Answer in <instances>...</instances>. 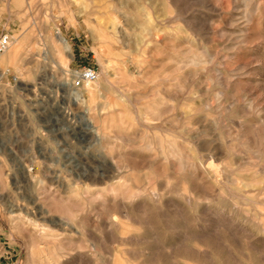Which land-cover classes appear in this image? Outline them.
<instances>
[{
	"label": "rangeland",
	"instance_id": "374dc122",
	"mask_svg": "<svg viewBox=\"0 0 264 264\" xmlns=\"http://www.w3.org/2000/svg\"><path fill=\"white\" fill-rule=\"evenodd\" d=\"M236 1L0 0V35L5 32L13 34L15 37L14 42H18L24 36L29 35L27 44L21 49L16 66H8L7 68L0 62V75L1 72H5V68L8 70L0 78V264H116L113 260L115 259L114 255H122V247L114 239L113 231L105 224L110 220V213L112 212L116 211L115 216L120 218L121 209L116 205V197L113 195L99 197L96 191L104 189L106 185H122V192L128 191V189L137 191L141 187L148 186L151 189L153 187L164 189L167 186L165 182L169 178L177 179L170 181V189L175 188L176 190L173 191L174 193L172 192L173 194H170L169 200H171V203L173 201L180 205L181 209L179 211V208L174 207L176 204L163 205L150 211V215L149 213L146 214L147 218L144 216V220H149V223L145 226L148 229L143 228L144 231H140L141 239L128 245V249H131V251L128 250L126 254H129V257L127 255L126 257L130 258L132 256L131 259L135 257L134 262L131 259L129 260L131 263L143 264L146 257L138 256L139 251L142 249L141 252L149 250L150 253L153 252V255H159H155L157 258L161 256L160 259L163 258L162 260L168 264H175L176 262V264H193L192 261L190 262L182 256L187 253L185 250L187 245L185 244H189L190 240L188 239L193 238V234L199 236L202 231L198 230L197 226L206 225L204 224L205 221L211 225L208 228L209 236L207 237L211 241L209 240V247L200 246V248L204 247L203 249L208 252L206 259L211 264H216V262L217 264H227L228 261H230L228 264H237L238 262L239 264H246L248 253L254 256L250 250L247 252L246 241H244L245 238L240 228L229 231V233L225 227L219 226L223 221L222 218H226L224 220L228 222L231 219L236 225L240 226L246 220L244 212L240 209V202L243 205V199L240 195L244 192L238 191L228 183L227 172L216 165V168L211 171V177L208 178L210 182L214 183L213 187H218L222 191L225 198L217 197L216 201L207 207L202 203L199 208L194 206L196 209H192L193 207H188L184 202L181 191H178L182 187L183 177L178 175L177 171L170 168L166 163L162 167L161 163L163 162H155L153 154L137 149L139 143L144 145L146 143L145 139L150 140L144 134V131L150 132L152 135L154 129L158 127L162 129V132L168 129L178 131V144H181V147L186 151L189 149L188 153L195 157L197 161H200L198 158L201 156L200 153L204 155L214 152L221 159L228 160L233 165L232 167L235 170L232 173L234 174L240 171L238 166L242 167L247 159L254 165L258 164L257 167H263L264 139H261L263 143L260 141V146L257 145V148H260L258 149V157H252L253 155H251L250 158H247V155L242 151V142L246 140H237L234 135L227 134L223 130L224 128L220 126L223 120V126L228 124V127H234L235 129L238 127L239 129L241 119L255 120L256 117L262 114L264 117V0H258L260 4L258 11L247 22L248 24L245 23L247 24L245 25V39L236 43V45H232L235 43L234 38L237 35L235 30L244 24L241 10L243 7L240 1ZM148 7H155V10L151 9L153 20L157 21L159 19L158 22L160 23L150 20ZM147 15L149 21H147ZM157 16L158 19H156ZM164 17L168 18L166 25L162 24L161 19ZM148 23L152 26L150 27ZM144 26L147 30L143 31ZM158 27L161 30L156 29ZM151 28H155V31H158L162 38L160 37L155 42H151L147 33ZM58 29L61 30L62 35L70 43L71 53L61 50V52L58 51L61 54H57V50L53 49L54 44L58 45L57 41L55 43V40H57L55 33ZM233 36L235 37L232 38ZM143 39L144 41H142ZM189 44L190 47L197 49L211 50L209 53L214 62L205 66L208 70L202 67H192L187 75L180 78L181 81L179 79L178 84L173 83V68L166 65L168 55L167 53L165 55L164 50L168 51L172 48V45L186 48L189 47ZM122 51L127 53L124 55ZM116 59L118 60L116 61ZM143 59L144 62H142ZM119 60L127 63H120ZM120 65L122 68H119ZM87 66H94L98 71L95 82H91L95 91H97L93 96L87 91V85L80 88L72 85L78 72ZM242 67H246L245 74L238 77V79L236 78L237 80L230 76L235 73L236 69ZM116 69L118 72L119 69H130L137 72L136 77L138 80L135 77L137 81L134 78L132 80L131 77L125 82L127 84L124 83L126 86L125 93L130 96L128 98L131 102L127 98L123 100L124 102L120 101L118 94L115 95V88L110 86L112 85L110 82L115 83L118 80ZM138 69H143V73L140 74ZM28 71H32L31 76H27ZM230 71L231 73L234 72L228 75ZM169 72L171 76H169ZM205 74L207 76H203ZM221 75L225 78H222ZM227 76L229 77L227 78ZM15 77H18L19 81ZM159 77H165V79L163 78L165 82L157 81ZM134 81L136 84L133 83ZM225 81L227 84L224 83ZM184 82L186 85L183 84ZM179 83L181 84L179 85ZM181 85H185V87ZM98 87L99 89H97ZM154 87H157V92ZM226 87H229L228 90ZM158 88L160 89L158 90ZM221 91L224 94L219 102ZM110 92L112 93L109 96ZM156 93L159 96L158 98H156ZM153 94H155L153 96L155 98L151 97ZM148 96L151 98L147 101L145 99L146 97L148 99ZM152 99L153 101L158 99V102L161 103V110H164L165 113H163L162 118H155L151 120V123L147 122L152 125L148 126L141 118L148 102ZM229 99L232 104H228ZM233 99L234 103L232 102ZM163 100L164 103L161 102ZM245 100L253 102V110L250 111L245 108L247 106ZM134 103L135 105H133ZM206 103H208L207 108L205 107ZM109 104H112L113 107H108V111H105ZM118 107L126 111L125 117L128 121L134 122V129L129 125L133 131L131 132L128 127L125 133L130 135L136 132L135 137L142 133L129 143L131 145L127 144L129 142L128 137L121 140L117 136L116 129H114V121L112 120L115 118L114 114ZM261 108L263 111L260 113ZM198 109H202L201 114L196 113L199 111ZM257 110L258 114H256ZM190 113L192 115L197 114L194 116L197 125H201V123L209 125L211 121L216 120L220 122V128L216 130L218 134H214L215 131L204 137L193 138L190 132L182 129L183 126H186ZM93 115L94 117H92ZM221 115L223 118L225 117V120ZM136 116L138 121L135 120ZM243 116L246 118H243ZM108 118L110 121L107 122V127L104 128L103 123ZM259 118L262 119V117ZM88 119L90 125L87 123ZM262 120L264 121V118ZM92 129L99 130V132H95L97 137L94 136ZM98 133L103 135V139L100 138ZM104 135H106V139ZM141 139L143 140L141 141ZM223 139L224 141H222ZM221 141L226 144L223 145L222 143L225 146V148L223 147V150H225H222L223 153L220 151L222 148ZM227 144L237 146L239 149L236 150L237 157L236 154L232 156L226 152V146H229ZM133 145L137 147H133ZM131 149L134 150L130 152ZM109 151L115 153L113 154L115 157H118L119 154L122 156L113 157L112 159ZM118 160L122 163L120 165L126 168H117V162L120 163ZM123 162L127 163L124 165ZM130 162L134 169L129 165ZM154 172L157 173L154 174ZM127 174H130L132 180ZM216 176L218 177L215 178ZM124 177H127L126 181ZM200 179L199 182L202 180ZM177 184L181 186H177ZM206 186L204 193L212 191L208 185ZM77 187L80 190L79 194L78 191H72ZM232 190L237 193L240 199L233 196ZM231 196L232 198H228ZM235 203H239V206L236 207ZM220 210L224 213V216ZM163 211H165L166 218H163L164 215L162 217ZM171 212L174 216L171 215ZM210 214L213 218L210 217ZM72 215L75 217H72ZM60 218L64 219L65 222H70L75 228L72 230L71 226L62 223ZM168 219L172 223L168 222ZM169 223L173 224L171 229L168 226ZM215 232L220 236L218 237ZM256 234L254 233V235ZM186 235H188V238ZM211 236L213 237L211 238ZM216 237L218 238L216 239ZM262 237L260 236L261 239ZM219 238L224 240L223 243ZM180 239L185 240L186 243ZM143 241L144 243H142ZM151 241L152 244L148 243ZM256 244H259L258 247L262 248L261 252H263L262 244L259 242H256ZM131 247L133 251L135 250L134 252H132ZM183 250L185 251L183 252ZM171 251L172 255L175 256L170 254ZM209 255L212 256V262ZM136 259L139 263L135 261Z\"/></svg>",
	"mask_w": 264,
	"mask_h": 264
},
{
	"label": "bare ground",
	"instance_id": "6f19581e",
	"mask_svg": "<svg viewBox=\"0 0 264 264\" xmlns=\"http://www.w3.org/2000/svg\"><path fill=\"white\" fill-rule=\"evenodd\" d=\"M167 1V0H166ZM237 1H240L241 2V5H242V7H243V9H241L242 10V13H243V22H244V24L242 25V26H240L237 30H235V32H237V35H236V37L235 36H233L232 38H234L235 39V43L234 44H232V45H236V43H238V42H240V41H242V40H244L245 39V36H246V28H245V25H247L248 23L247 22H249V20L250 19H252V17H253V15H255V12L256 11H258V8L260 7V4H259V2H258V0H237ZM236 1V2H237ZM171 2V1H170ZM261 2V1H260ZM240 4V3H239ZM146 5H149V4H146ZM145 5V6H146ZM168 5V4H167ZM167 5H166V7H167ZM170 5V4H169ZM168 5V6H169ZM151 6V5H150ZM170 6H172V5H170ZM118 8V7H117ZM155 8V7H154ZM154 8H152V7H148V9H149V16H150V20H153V14H152V10L151 9H153V10H155ZM174 8V7H173ZM179 8V7H178ZM145 9V8H144ZM167 9V8H166ZM165 9V10H166ZM123 10V9H122ZM169 10V9H168ZM240 10V9H239ZM240 10V11H241ZM167 11V10H166ZM264 11V10H263ZM154 12V11H153ZM156 12H158V11H156ZM146 13V12H145ZM155 13V12H154ZM102 14V13H101ZM166 14V13H165ZM264 14V13H263ZM109 15V14H108ZM146 15V14H145ZM156 15H159V14H156ZM130 16V15H129ZM171 16V15H170ZM126 17V16H125ZM166 17H168V16H166ZM174 17V16H173ZM176 17V16H175ZM255 17V16H254ZM128 18V17H127ZM146 18H148L147 19V21H149V17H148V15H147V17ZM156 19H158V16H157V18ZM167 19L168 18H163V19H161L162 20V24L163 25H166V23H167ZM123 20V19H122ZM146 21V22H147ZM155 20H153V22H154ZM159 21V19L157 20V21H155V22H158ZM92 22V21H91ZM114 22V21H113ZM134 22V21H133ZM145 22V23H146ZM126 23H127V21H126ZM145 23H143V24H145ZM158 23H160V22H158ZM188 23H190V22H188ZM234 23V22H233ZM245 23H247V24H245ZM142 24V25H143ZM149 24V23H148ZM151 24H152V21H151ZM162 24H160V25H162ZM115 25V24H114ZM126 25V24H125ZM162 25V26H163ZM240 25V24H239ZM113 26V25H112ZM116 26V25H115ZM139 26V25H138ZM149 26L151 27L152 25H150L149 24ZM157 26H159V24H157ZM140 27V26H139ZM146 26H144V29H143V31L146 29L145 28ZM165 27V26H164ZM128 28V27H127ZM114 29V28H113ZM125 29V28H124ZM156 29H159V27L158 28H156ZM155 28H151V29H149V32H147L148 34H149V37H150V41L151 42H155L156 40H158V38H162V35L157 31H155L156 30ZM147 30V29H146ZM159 30H161V28L159 29ZM139 31V30H138ZM248 31V30H247ZM122 32H123V29H122ZM234 32V33H235ZM163 33V32H162ZM227 33V32H226ZM56 37H57V40H55V43H56V41H57V43H58V45L57 44H54L53 45V43H52V45L54 46V48L53 49H56L57 50V54L59 53L58 51H60L61 52V50H63V51H66V52H69V53H71V46H70V43L67 41V39L62 35V33H61V30L60 29H58L57 31H56ZM122 34V33H121ZM127 34V33H126ZM165 35V34H164ZM163 35V36H164ZM206 35V34H205ZM12 36V39H11V43L9 44V46L7 47V49L3 52V53H1L0 54V57H1V60H0V62H1V64H4L5 66H7V68H8V66L9 67H11V66H16L17 65V62L19 61V56H20V54H21V49H22V47L23 46H25L26 44H27V41L29 40V35H27V36H24L20 41H18V42H14V39H15V37L13 36V34L11 35ZM107 36H108V34H107ZM140 36V35H139ZM106 37V36H105ZM148 37V38H149ZM111 38V37H110ZM128 38V37H127ZM139 38V37H138ZM142 38V37H141ZM148 38H147V40H148ZM231 38V39H232ZM105 39V38H104ZM18 40V39H17ZM140 40V39H139ZM138 40V41H139ZM233 40V39H232ZM109 41V40H108ZM111 41H112V39H111ZM110 41V42H111ZM142 41H144V39L142 40ZM142 41H141V43H142ZM161 41V40H160ZM229 41V40H228ZM234 41V40H233ZM53 42V41H52ZM113 42V41H112ZM126 42V41H125ZM130 42V41H129ZM148 42V41H147ZM29 43V42H28ZM145 43V42H144ZM232 43V42H231ZM112 44V43H111ZM115 44V43H114ZM113 44V45H114ZM123 44H125L124 42H123ZM142 45V44H141ZM240 45V44H239ZM111 46V45H110ZM143 46V45H142ZM145 46V45H144ZM146 46H147V44H146ZM194 46V45H193ZM205 46V45H204ZM108 47V46H107ZM130 47V46H129ZM133 47V46H132ZM172 48H170L168 51H166V50H164L165 51V55H166V53H167V63H166V65H168L169 66V68H173V72H174V74H173V77H172V81H173V83H176V84H178V82H179V79L180 78H183V76H185V75H187L188 73H189V69H191L192 67H202V68H206V70H208V68L207 67H205L207 64H209V63H213L214 61V59H212V57H211V54L209 53V52H211V50L210 51H208L207 49H197V48H194V47H190V44H189V47H186V48H184V47H180V46H171ZM197 47V46H196ZM203 47V46H202ZM232 47V46H231ZM128 48V47H127ZM233 48V47H232ZM146 49V48H145ZM165 49V48H164ZM55 50V51H56ZM112 50V49H111ZM107 51V50H106ZM123 52V51H122ZM139 52H141V51H139ZM146 52V51H145ZM144 52V53H145ZM124 53V52H123ZM125 53H127V52H125ZM125 53H124V55H125ZM137 53V52H136ZM24 55H25V52L23 53ZM59 54H61V53H59ZM64 54V53H63ZM66 54V53H65ZM130 54V53H129ZM67 55V54H66ZM141 55V54H140ZM128 56V55H127ZM212 56H213V54H212ZM61 57V56H60ZM63 57V56H62ZM72 57V56H71ZM71 57H69L70 59H71ZM135 57V56H134ZM139 57H142V56H139ZM59 58V57H58ZM73 58V57H72ZM133 58V57H132ZM68 59V58H67ZM122 59V58H121ZM140 59H142V58H140ZM118 59H116V61H117ZM123 60H124V58H123ZM166 60V59H165ZM59 61H61V60H59ZM63 61V60H62ZM122 61V60H121ZM136 61V60H135ZM64 62V61H63ZM119 62H120V60H119ZM123 62H126V61H123ZM123 62H120V63H123ZM142 62H144V59H143V61ZM61 63V62H60ZM117 63V62H116ZM127 63V62H126ZM62 64V63H61ZM124 64V63H123ZM138 65H140L141 64V62H140V64L139 63H137ZM215 64H217V63H215ZM63 65H64V63H63ZM119 65V64H118ZM122 65V64H121ZM120 65V66H121ZM131 65V64H130ZM146 65V64H145ZM214 65V64H213ZM1 66V65H0ZM65 66V65H64ZM119 66V68H122V66L120 67ZM126 66V65H125ZM125 66H123V67H125ZM135 66V65H134ZM144 66V65H143ZM241 66V65H240ZM243 66V65H242ZM66 67V66H65ZM2 68V67H1ZM126 68V67H125ZM136 68V67H135ZM139 68H140V66H139ZM143 68V67H142ZM31 69V68H30ZM29 69V70H30ZM219 69H221V68H219ZM233 69V68H232ZM235 69V68H234ZM117 70V69H116ZM120 71L118 72V70L116 71V72H118V80L116 81V78H115V83H111L110 81H108V82H110V84H112V85H110V86H113L114 88H115V90H116V92H115V95H116V93L118 94V98L120 99V101H123L125 98H127V100L130 98V96H127L126 95V91H125V88H126V86H125V84H127V83H125L126 81H127V79L128 78H131L132 77V80H133V78L135 79V77H136V71H131L130 69H128V70H122V69H119ZM139 70V73L140 74H142L143 73V69H138ZM156 70V69H155ZM203 70V69H202ZM246 67L244 68V67H242V68H238V69H236V71H235V73L233 74V72L231 73V71L229 72V74L228 75H230V73L231 74H233V75H230L232 78L234 77V79H238V77H240V76H242L243 74H245L246 73ZM5 72L4 73H2L1 72V75H0V78L8 71L6 68H5V70H4ZM191 71V70H190ZM218 71V70H217ZM216 71V72H217ZM215 72V71H214ZM219 72V71H218ZM227 72V71H226ZM248 72V71H247ZM206 74H207V72H205ZM223 73V72H222ZM31 74H32V71H28L27 72V76H31ZM117 74V73H116ZM169 76H171V73L169 72ZM203 75V76H207V75ZM220 75V74H219ZM225 75V74H224ZM168 76V75H167ZM166 76V77H167ZM222 76V78L224 77L225 78V76H223V75H221ZM229 76H227V78H228ZM16 78V80H18V77H15ZM30 78V77H29ZM160 78V77H159ZM157 78V81H163V78L165 79V77H162V78ZM169 79H170V77H168ZM208 78V77H207ZM207 78H206V81H207ZM217 78V77H216ZM215 78V79H216ZM220 78V77H219ZM136 79L138 80V78L136 77ZM135 79V80H136ZM159 79V80H158ZM214 79V78H213ZM218 79V78H217ZM236 79V80H237ZM131 80V79H130ZM131 80V81H132ZM136 80V81H137ZM152 80V79H151ZM185 80V79H184ZM187 80V79H186ZM205 80V79H204ZM224 80H226V79H224ZM230 80V79H229ZM232 80V79H231ZM19 81V80H18ZM180 81H181V79H180ZM228 81V80H227ZM233 81V80H232ZM95 82V81H94ZM146 82V81H145ZM151 82V81H150ZM163 82H165V80L163 81ZM168 82V81H167ZM213 82V81H212ZM220 82V81H219ZM93 83V82H92ZM125 83V84H124ZM129 83V82H128ZM133 83H135V81L133 82ZM132 83V84H133ZM154 83V82H153ZM182 83V82H181ZM181 83H179V85L181 84ZM215 83V82H214ZM221 83H222V81H221ZM224 83H226V81L224 82ZM230 83H232L231 81H230ZM132 84H131V86H132ZM136 84V83H135ZM139 84V83H138ZM143 84H144V82H143ZM155 84V83H154ZM183 84H185L186 85V83L184 82ZM216 84V83H215ZM227 84V83H226ZM226 84H224V85H226ZM98 85V84H97ZM145 85V84H144ZM155 85H157V84H155ZM185 85H181V86H184L185 87ZM206 85V84H205ZM231 85V84H230ZM230 85H229V87H230ZM86 86V85H85ZM99 86V85H98ZM141 86V85H140ZM140 86H138L139 88H140ZM181 86H179V87H181ZM209 86V85H208ZM234 86V85H233ZM74 87H76V86H74ZM128 87V86H127ZM133 87V86H132ZM143 88H144V86H142ZM146 87V86H145ZM228 87V88H229ZM76 88H80V87H76ZM86 88H87V91L90 93V95L91 96H93L94 95V93L95 92H97V91H95V88H94V86L91 84V82L90 83H88L87 84V86H86ZM129 88H130V85H129ZM137 88V87H136ZM148 88V87H147ZM155 89V91L157 92V87H154ZM227 88V87H226ZM228 88H227V90H228ZM97 89H99V87L97 88ZM113 89V88H112ZM134 89V88H133ZM146 89V88H145ZM145 89H143V90H145ZM149 89V88H148ZM147 89V90H148ZM160 88H158V90H159ZM179 89V88H178ZM222 89V88H221ZM114 90V89H113ZM130 90V89H129ZM135 90V89H134ZM141 90V89H140ZM146 90V91H147ZM150 90V89H149ZM148 90V91H149ZM153 90V91H154ZM183 90V89H182ZM227 90H226V92H227ZM235 90V89H234ZM110 91H112V90H110ZM133 91V90H132ZM152 91V90H151ZM152 91V92H153ZM225 91V90H224ZM102 92H103V90H102ZM134 92V91H133ZM152 92H151V94H152ZM159 93H160V91H158ZM104 93V92H103ZM112 92H110L109 93V96H110V94H111ZM170 93V92H169ZM134 94V93H133ZM150 94V95H151ZM223 94H224V92H220V95H219V98H220V100H219V102L222 100V96H223ZM108 95V94H107ZM115 95H113V96H115ZM144 95V94H143ZM146 95V94H145ZM149 95V96H150ZM227 95V94H226ZM225 95V96H226ZM231 95V94H230ZM117 96V95H116ZM115 96V97H116ZM131 96H132V92H131ZM138 96V95H137ZM148 96V99H147V97H146V99L145 100H149L151 97H153V96H155V94H153L151 97H149ZM156 96H157V93H156ZM98 97V96H97ZM129 97V98H128ZM159 96H157L156 98H158ZM235 97V96H234ZM153 98H155V97H153ZM243 98V97H242ZM132 100L134 99V98H131ZM235 99V98H234ZM234 99H233V103H234ZM93 100V99H92ZM160 100H162V99H160ZM249 100V99H248ZM250 100H252V99H250ZM97 101V100H96ZM111 101V100H110ZM109 101V102H110ZM112 101L114 102V100L112 99ZM129 101L131 102V100L129 99ZM141 101V100H140ZM229 101H230V99H229ZM246 101L247 100H245V103H246ZM112 102V103H113ZM124 102V101H123ZM161 102H165L164 100L163 101H161ZM200 102H202V101H200ZM222 102H225V101H222ZM244 102V101H243ZM225 104V103H224ZM228 104H232L231 103V101L228 103ZM133 105H135V103L133 104ZM241 105V104H240ZM246 105V104H245ZM115 106H117L116 104H115ZM119 106V105H118ZM137 106V105H136ZM207 106H208V103H206L205 104V107L207 108ZM226 106V105H225ZM225 106H223V108H225ZM108 107L109 108H111V107H113V105L112 104H109V105H107V110H105V111H108ZM230 107V106H229ZM256 107H257V105H256ZM122 108H123V106H122ZM143 108V107H142ZM221 108H222V106H221ZM231 108H233V107H231ZM242 108V107H241ZM245 108H248L250 111L251 110H253V102L252 101H247V106H245ZM244 108V109H245ZM203 109V108H202ZM201 109V110H202ZM205 109V108H204ZM227 109H228V107H227ZM130 110V109H129ZM199 111H197L196 113L197 114H201V110L200 109H198ZM219 110H221L220 108H219ZM240 110V109H239ZM246 110V109H245ZM131 111V110H130ZM129 111V112H130ZM136 111V110H135ZM139 112H140V110H138ZM137 111V112H138ZM142 111V110H141ZM164 111V110H163ZM162 110H161V103L160 102H158V99L157 100H155V101H153V99H152V101H150V102H148V105L146 106V108H145V110L143 111L144 113V117L142 116V118H141V120L142 121H144V122H150L151 123V120H153V119H155V118H162L163 117V113H165V112H163ZM223 111V110H222ZM232 111V110H231ZM238 111V110H237ZM260 111V110H259ZM263 110H262V108H261V111H260V113L262 112ZM125 112L126 111H123L122 109H120L119 107L117 108V111H116V113L114 114V120H112V121H114V126H115V128L114 129H116V133L118 134L117 136L119 137V138H121V140L122 139H124V137L126 138V137H128V140H129V142H127V144H129L130 142H132L133 141V139H135V138H137L138 136H140L141 134H139V135H137L136 137H135V134H136V132H133L132 134H130V135H127L126 133H125V131H126V129L129 127V125H131L130 127H134V122L132 123V122H130V121H128L127 119H126V117H125ZM136 112V113H137ZM203 112V111H202ZM228 112V111H227ZM235 112V111H234ZM255 112V111H254ZM106 113H108V112H106ZM191 114L190 113V115H189V118H187V122H186V126H183V128L182 129H184V131H188V132H190V134H191V136L193 137V138H200V137H204L205 135H207V134H209L210 132L212 133V132H215L216 130H218L220 127H219V123L220 122H218L217 120L216 121H211V124H209V125H207V124H204V123H201V125H197L196 124V120H194V118H196V117H194L195 115H197V114ZM241 113V112H240ZM130 114H131V112H130ZM133 114V113H132ZM184 114V113H183ZM231 114V113H230ZM254 114V113H253ZM253 114H252V116H253ZM256 114H258V110H257V113ZM105 115V114H104ZM108 115V114H107ZM113 115V114H112ZM116 115V116H115ZM137 115H139L138 113H137ZM95 116H97V115H95ZM140 116V115H139ZM239 116V115H238ZM247 116H248V114H247ZM255 116V115H254ZM257 116V115H256ZM92 117H94V115L92 116ZM99 117V116H98ZM132 117V116H131ZM131 117H130V119H131ZM135 117V116H134ZM133 117V118H134ZM221 117L223 118V116L221 115ZM241 117V116H240ZM245 116H243V118H244ZM249 117V116H248ZM250 117H251V115H250ZM259 117H262V119L264 118L263 117V114L261 115V116H259ZM259 117H256V119L255 120H251L250 118V120L248 121L247 120V118L246 119H241L240 120V126H239V129H238V127L237 126H235V127H237L236 129L234 128V127H228L229 125L227 124L226 126H223L222 125V121H221V125L220 126H222L221 128H224L223 130L227 133V134H230V135H234V137L235 138H237V140H240V139H244V140H246V141H244V140H242V141H244V142H242V151H243V153L245 154V155H247V158H250L251 157V155H253L252 157H258V149H260V148H257V145L259 144V143H261L262 141H261V139H264V121L261 119V118H259ZM182 118V117H181ZM186 118V117H185ZM221 118V119H222ZM225 118V117H224ZM223 118V119H224ZM255 118V117H254ZM258 118H259V120H258ZM100 119V118H99ZM138 119V117L136 116V121H138L137 120ZM198 119V118H197ZM201 119V118H200ZM240 119V118H239ZM102 120V119H101ZM140 120V119H139ZM157 120V119H156ZM155 120V121H156ZM225 120V119H224ZM108 121H110V119L108 118V119H105V121H104V123H103V126H104V128H106L107 127V122ZM159 121V120H158ZM183 121V120H182ZM239 121V120H238ZM237 121V122H238ZM94 122V121H93ZM140 122V121H139ZM202 122V121H201ZM225 122V121H224ZM87 123H88V125H90V121H89V119L87 120ZM109 123V122H108ZM146 123H144L145 125H146ZM197 123H199V122H197ZM236 123V122H235ZM101 124V123H100ZM99 124V125H100ZM140 124V123H139ZM148 124V123H147ZM237 124V123H236ZM239 124V123H238ZM110 125V124H109ZM142 125V124H141ZM184 125V124H183ZM224 125H225V123H224ZM234 125V124H233ZM233 125H231V126H233ZM113 126V127H114ZM148 126H152L151 124L149 125L148 124ZM95 127V126H94ZM128 128L129 130H131V132L133 131V129H131V128ZM147 127V126H146ZM155 127V126H154ZM93 130V129H92ZM142 130V129H141ZM149 130V129H148ZM91 131V130H90ZM135 131V130H134ZM183 131V132H184ZM93 132H94V136L95 137H97L95 134V132H99V130L98 129H96V130H93ZM107 132V131H106ZM130 132V131H129ZM145 133L144 134H146L147 135V137H149L150 138V140L148 141L147 139H145V144L144 145H141L142 143H137L138 144V146H139V148L137 147V146H135V145H133V147H137V149H140L141 151H145V152H148V153H151V154H153V159H154V161L155 162H163V163H161V165H162V167H163V164L164 163H166V165H168L170 168H172V169H174V170H176L177 171V173H178V175H181V177H183V179H182V182H181V184H182V187L180 188V190H178V191H181L180 193H181V195L183 196V199H184V202H186V204H187V206L188 207H190V208H192V209H194L195 207L196 208H199V205L200 204H205V206L207 207V206H209V205H211V203L213 204V202L214 201H216V198L218 197H224L223 195V193H222V191L219 189H217L215 186L213 187V185H214V183H212V182H210L209 180H208V178L209 177H211V171L212 170H214L215 168H216V165H218V167L220 168V169H222L224 172H227L226 174H228V183L232 186V187H235L238 191H241V192H244V193H242V195H240V196H242L241 198L243 199V205H241V202H240V206H241V210L244 212L243 214H244V218L246 219L245 220V223L242 225L240 222H238V223H240L241 224V226L240 225H236L233 221H231V219H230V222H228L227 220H224V219H226V218H222L223 219V221H222V223H220L219 224V226L220 225H222L223 227H225V229L229 232V231H233V230H235V229H239L240 228V230L242 231V233H243V235H244V238H245V240L244 241H246V248H247V252H249L248 250H250L253 254H254V256H252L251 254H249L248 253V255L246 256L247 258H248V262L246 263V264H264V254H263V252H261V249L262 248H260V247H258V245L256 244V242L258 243H261L262 244V246H263V248H264V165H263V167L262 168H260V167H257V165L258 164H256V165H254L252 162H250V161H248V159H247V162H245L244 164H243V166L241 167V166H238L239 167V170L240 171H237L236 173L237 174H234V173H232L233 172V170H235V169H233V165H231V163H229V161L228 160H224V159H221V157H219L218 155H217V153H208V154H204V155H202L201 153H200V157H198L199 159H200V161H197L196 160V158L195 157H193L192 155H190V153H188V150L186 151V149L184 150L182 147H181V144L179 145L178 144V140H177V138L179 137V132L178 131H174V130H164L163 132H162V129H160V128H155L154 129V134H152L151 135V133L149 132H147V131H144ZM187 133V132H186ZM138 134V133H137ZM214 134H218L217 133V131H216V133H214ZM98 135L100 136V138L101 139H103V135L101 134V133H98ZM116 135V134H115ZM145 136V135H144ZM144 136H142V137H144ZM213 136V135H212ZM219 136V135H218ZM106 137V135H104V138ZM129 137H131V138H129ZM141 138V137H140ZM148 138V139H149ZM225 138V137H224ZM233 138V137H232ZM232 138H230V139H232ZM106 139V138H105ZM179 139V138H178ZM220 139H221V137H220ZM226 139V138H225ZM121 140H120V142H121ZM143 139H141V141H142ZM148 142H147V141ZM135 141V140H134ZM178 141V142H177ZM222 141H224V139L222 140ZM221 141V146H222V148L220 149V151H221V153H223L222 152V150H223V147L225 148V146H223V145H226V144H224L223 142ZM261 141V142H260ZM144 142V141H143ZM227 142V141H226ZM126 143V142H125ZM124 143V144H125ZM222 143H223V145H222ZM230 143V142H229ZM263 143V142H262ZM116 144V143H115ZM232 144V143H231ZM237 144V143H236ZM120 145V144H119ZM122 145V144H121ZM129 145H131V144H129ZM183 145V144H182ZM227 145H229V144H227ZM109 146V145H108ZM114 146V145H113ZM113 146H111V147H113ZM125 146V145H124ZM220 146V147H221ZM231 146H233V145H231ZM230 145L227 147L226 146V152L228 153V154H231L232 156L234 155V154H236V150H239L238 148H237V146L235 147V146H233V147H231ZM259 146H260V144H259ZM123 147V146H122ZM128 147V146H127ZM126 147V148H127ZM184 147H185V145H184ZM109 148V147H108ZM114 148V147H113ZM129 148H131L130 146H129ZM186 148V147H185ZM188 148V147H187ZM237 148V149H236ZM240 148V147H239ZM128 149V148H127ZM126 149V150H127ZM112 150V149H111ZM132 150H134V149H131V151L130 152H132ZM225 150V149H224ZM223 150V151H224ZM261 150H262V148H261ZM260 151V150H259ZM115 152V151H114ZM117 152V151H116ZM135 152V151H134ZM136 152H137V150H136ZM210 152V151H209ZM226 152H225V154H226ZM263 152V151H262ZM109 153H110V151H109ZM140 153V152H139ZM242 153V152H241ZM111 154V157H112V159H113V157H115V156H113V154H115V153H110ZM109 154V155H110ZM118 154H119V151H118ZM117 154V155H118ZM142 154V153H141ZM147 154V153H146ZM238 154V153H237ZM237 154H236V157H237ZM264 154V153H263ZM125 155H127V154H125ZM124 155V156H125ZM119 156H122V155H118V157ZM229 156V155H228ZM261 156H262V153H261ZM118 157H115V158H118ZM132 157H134V156H132ZM225 157V156H224ZM240 157V156H239ZM263 157V156H262ZM262 157H261V159H262ZM121 158V157H120ZM230 158V157H229ZM244 158V157H243ZM151 159H152V156H151ZM210 159V160H209ZM226 159V158H225ZM242 159V158H241ZM236 160V159H235ZM256 160V159H255ZM262 160H264V159H262ZM115 161V160H114ZM119 161V160H118ZM231 161V160H230ZM238 161V160H237ZM241 161V160H240ZM117 162V161H116ZM120 162V161H119ZM233 162V161H232ZM262 162V161H261ZM124 163V162H123ZM125 163H127V162H125ZM125 163H124V165H125ZM255 163H256V161H255ZM262 163H264V162H262ZM120 164H122L121 162L120 163H118L117 162V168H122V167H124V166H122V165H120ZM127 165V164H126ZM129 165L131 166V162L129 163ZM129 165H127V167L128 168H130L129 167ZM133 165V164H132ZM154 165H155V163H154ZM235 166V165H234ZM77 167V166H76ZM133 169H134V167L133 166H131ZM136 167V166H135ZM160 167V166H159ZM164 167H165V165H164ZM241 167V168H240ZM124 168H126V167H124ZM157 168V167H156ZM167 168V167H166ZM236 168V167H235ZM76 169V168H75ZM131 169V168H130ZM165 169V168H164ZM238 169V168H237ZM165 170H167V169H165ZM171 171V170H170ZM72 172V171H71ZM158 172V171H157ZM156 172V173H157ZM239 172V173H238ZM134 173V172H133ZM155 172H154V174H156ZM160 173V172H159ZM222 173V172H221ZM230 173H232V174H230ZM131 174V173H130ZM130 174H127V176L129 175L130 176ZM132 175V174H131ZM215 175V174H214ZM222 175V174H221ZM125 176V175H124ZM152 176V175H151ZM151 176H150V178H151ZM170 176V175H169ZM122 177V176H121ZM172 177V176H171ZM176 177V176H175ZM218 176H216L215 178H217ZM125 178V177H124ZM127 178V177H126ZM125 178V181L127 180ZM130 178H131V176H130ZM199 178H201L200 180H201V182H199L198 180H199ZM122 179V178H121ZM129 179V178H128ZM136 179V178H135ZM139 179V178H138ZM172 179H176V178H169L168 179V181L167 182H165V184H167V186H166V188H164V189H157L156 187H153V186H151V187H153L152 189L151 188H148V187H141V188H139L137 191H131V190H129L128 189V191H121L122 190V185H106V187L104 188V189H102V190H97L96 191V193L97 194H99V197H105V196H108V195H113L114 197H116L115 198V202H116V205H117V207L118 208H120L121 209V217L119 218V217H117V216H115L116 214H115V212H112V213H110V222L108 221V222H106V224L105 225H108V227H110V229L113 231V237H114V239L120 244V246L122 247V251H123V253H122V251H121V254L122 255H114L115 257V259H113L114 261H115V263L116 264H133V263H131L129 260L131 259V254H130V258H128L129 257V254L127 255L126 253L128 252V245H130V244H132L133 243V241H135V242H137V241H139L140 239H141V236H140V231L142 230V231H144L143 230V228L145 229L146 227V225L149 223L148 221H146V220H144V216H146V214H148L150 211H152L154 208L156 209H158V207H161V206H163V205H167V206H170V205H174V204H176L175 202H173L172 201V203H171V200H169V197H170V194L173 192V191H175L176 189L175 188H171L170 189V185H171V182L170 181H172ZM219 179V178H218ZM130 180V179H129ZM131 180H132V178H131ZM145 180V179H144ZM177 180V179H176ZM80 181V180H79ZM78 181V182H79ZM83 181V180H82ZM181 181V180H180ZM77 182V183H78ZM84 182V181H83ZM129 182H131V181H129ZM92 183V182H91ZM173 183V182H172ZM179 183V182H178ZM223 183V182H222ZM103 184V183H102ZM139 184V183H138ZM145 184V183H144ZM147 184V183H146ZM175 184V183H174ZM174 184H172V185H174ZM84 185H86V184H84ZM99 185V184H98ZM143 185V184H142ZM181 186L180 184H177V186ZM206 185H208L209 186V189L210 190H212V191H209V192H211V193H209V192H207V193H204L203 191L204 190H206L205 189V186ZM75 186H76V184H75ZM89 186V185H88ZM121 186V187H120ZM145 186V185H144ZM228 186V185H227ZM74 187V186H73ZM173 187V186H172ZM176 187V186H175ZM207 187V186H206ZM228 187H230V186H228ZM163 188V187H162ZM88 190V189H87ZM73 192H77L78 191V194H79V192H80V190L78 189V187L76 188V189H73L72 190ZM208 191V190H207ZM225 191V190H224ZM230 191V190H229ZM85 192H86V189H85ZM227 192V191H226ZM90 193V192H89ZM174 193V192H173ZM172 193V194H173ZM177 193H179V192H177ZM76 194V193H75ZM229 194H231L230 192H229ZM232 194H233V196H236V197H239V196H237V193H235L233 190H232ZM87 195V194H86ZM119 195H121V197H119ZM177 195H179V194H177ZM52 197V196H51ZM225 198V197H224ZM228 198H232V196L231 197H228ZM54 199V198H53ZM59 199V198H58ZM182 199V200H183ZM239 199H240V197H239ZM86 200V199H85ZM218 200V199H217ZM220 200V199H219ZM56 201H59V200H56ZM224 201V200H223ZM233 202H234V200H232ZM238 202V201H237ZM238 204V205H237ZM195 206V207H194ZM235 206L237 207V206H239V203H235ZM174 207H176V208H179L178 210L180 211V205H174ZM173 207V208H174ZM195 208V209H196ZM160 209V208H159ZM162 209V208H161ZM169 209V208H168ZM185 209V208H184ZM164 210V209H163ZM204 210V209H203ZM202 210V211H203ZM214 210V209H213ZM166 211V210H165ZM165 211H163V214H162V217H163V215H164V217L163 218H166L165 217V214H164V212ZM182 211L183 212H185V210H183L182 209ZM206 211V210H205ZM212 211V210H211ZM221 211V210H220ZM70 212H72V211H70ZM162 212V211H161ZM167 212V211H166ZM174 212V211H173ZM209 212V211H208ZM240 212V211H239ZM119 213V212H118ZM151 213H153V212H151ZM172 213V212H171ZM204 213V212H203ZM211 213V212H210ZM218 213V212H217ZM28 214V213H27ZM66 214V213H65ZM219 214V213H218ZM221 214L224 216V213L221 211ZM149 215H150V213H149ZM168 215V214H167ZM172 216H174L173 215V213L171 214ZM177 215H179V214H177ZM182 215H184V214H182ZM228 215H230V214H228ZM74 215H72V217H73ZM169 216V215H168ZM167 216V217H168ZM231 216V215H230ZM239 216V215H238ZM243 216V215H242ZM69 217V216H68ZM75 217V216H74ZM177 217V216H176ZM210 217L211 218H213L212 216H211V214H210ZM218 217V216H217ZM229 217V216H228ZM146 218H147V216H146ZM170 218V217H169ZM199 218V217H198ZM197 218V219H198ZM231 218H232V216H231ZM173 219V218H172ZM210 219V218H209ZM45 220V219H44ZM53 220V219H52ZM67 220V219H66ZM174 220V219H173ZM199 220V219H198ZM60 221L62 222V223H67L68 225H70L71 226V228H72V230H73V228H75L74 227V225H72L70 222H65L64 221V219H62V218H60ZM71 221V220H70ZM166 221H167V219H166ZM171 222V220H169L168 219V222ZM202 221H203V219H202ZM209 221V220H208ZM212 221V220H211ZM219 221V220H218ZM217 221V222H218ZM235 221V220H234ZM241 221V220H240ZM73 222V221H72ZM206 222V221H205ZM204 222V224H206V225H199V226H197V228H198V230H200V231H202L200 234H199V236H195V234H193L194 236H193V238H190V239H188V240H190L189 241V244H191V245H189L188 243H186L185 242V240H182V239H180V240H182V241H184L183 242V244H185V245H187L186 246V248H188V249H186L185 248V250H186V252L187 253H189V254H183V253H179V254H183L182 256L183 257H185L186 259H188L191 263H193V264H209L210 262L206 259L207 257H208V252L205 250V249H201L200 248V246L202 247V246H208V245H210V242H209V240H208V234H209V226H211L209 223H205ZM152 223V222H151ZM172 223V222H171ZM201 223V222H200ZM213 223V222H212ZM211 223V224H212ZM154 225V224H153ZM168 225V224H167ZM175 225V224H174ZM192 225V224H191ZM46 226V225H45ZM67 226V225H66ZM151 226V225H150ZM169 227H170V229L173 227V224L171 225L170 223H169V225H168ZM215 227H217V226H215ZM222 227V228H223ZM49 228V227H48ZM164 228V227H163ZM211 228V227H210ZM218 228V227H217ZM52 229V228H51ZM148 228H146V230H147ZM165 229V228H164ZM183 229V228H182ZM213 229H215V228H213ZM174 230H176V229H174ZM173 230V231H174ZM178 230V229H177ZM211 230V229H210ZM218 230H219V228H218ZM225 230V231H226ZM44 231V230H43ZM169 231V230H168ZM179 231V230H178ZM194 231V230H193ZM236 231H238V230H236ZM41 232V231H40ZM146 232V231H145ZM144 232V233H145ZM175 232V231H174ZM210 232H212V231H210ZM217 232V231H216ZM215 232V233H216ZM235 232V231H234ZM233 232V233H234ZM239 232V231H238ZM109 233V232H108ZM219 233V232H218ZM230 233V232H229ZM254 233H257L256 235H254ZM46 234V233H45ZM142 234V233H141ZM146 234H147V232H146ZM145 234V235H146ZM152 234V233H151ZM213 235H214V233H212ZM217 234V233H216ZM220 234V233H219ZM236 234V233H235ZM110 235V234H109ZM147 235H149V233L147 234ZM153 235V234H152ZM211 235V234H210ZM218 235V234H217ZM237 235V234H236ZM235 235V236H236ZM242 235V234H241ZM242 235V236H243ZM47 236V235H46ZM151 236V235H150ZM181 236V235H180ZM184 236V235H183ZM190 236V235H189ZM192 236V235H191ZM220 235H218V237H219ZM239 236H240V234H239ZM260 236H263L262 237V239L260 238ZM145 237V236H144ZM186 237L188 238V235H186ZM213 236H211V238H212ZM218 237H216V239L218 238ZM236 237H238V236H236ZM186 238V239H187ZM221 238V237H220ZM219 238V239H220ZM243 238V239H244ZM150 240H152L151 238H149ZM158 239V238H157ZM218 239V241H220ZM149 240V241H150ZM153 240H154V238H153ZM156 240V239H155ZM214 240V239H213ZM156 241H158V240H156ZM211 241V240H210ZM217 241V242H218ZM222 242L221 243H223V241L224 240H221ZM113 242V241H112ZM160 242V241H159ZM162 242V241H161ZM142 243H144V241L142 242ZM148 243H151L152 244V241L151 242H148ZM164 243V242H163ZM141 244V243H140ZM226 245H227V243H225ZM242 244H243V242H242ZM150 245V244H149ZM154 245V244H153ZM156 245V244H155ZM184 245V246H185ZM212 245V244H211ZM217 245H218V243H217ZM216 245V246H217ZM225 245V246H226ZM152 246V245H151ZM179 246V245H178ZM183 246V247H184ZM139 247H140V245H139ZM163 247H165V246H163ZM180 247V246H179ZM182 247V248H183ZM209 247V246H208ZM224 247V246H223ZM228 247V246H227ZM132 248V247H131ZM137 248V247H136ZM136 248H134V249H136ZM154 248H155V246H154ZM161 248H162V246H161ZM173 248V247H172ZM172 248H170V249H172ZM175 248H176V246H175ZM178 248V247H177ZM181 248V249H182ZM212 248V247H211ZM222 248V247H221ZM141 249V248H140ZM165 249V248H164ZM174 249V248H173ZM173 249H172V251H173ZM142 250V249H141ZM141 250L139 251L140 253H142V254H138V256L139 255H142L143 256V258H144V256L146 257V259L143 261V264H168V263H166V261H163L162 259H160L161 258V256H160V258L158 257H155V255H153V252H151L150 253V251L148 252V251H146V250H144V252H141ZM185 250H183V252L185 251ZM129 251H131V249L129 250ZM135 251V250H134ZM133 251V248H132V252H134ZM138 251V250H137ZM172 251H171V255H172ZM209 251V250H208ZM178 252H180L179 250H178ZM209 252H211V251H209ZM83 253V252H82ZM117 253V252H116ZM245 253V252H244ZM84 254V253H83ZM231 254V253H230ZM126 255L128 256V257H126ZM137 255V254H136ZM177 255V254H176ZM213 255V254H212ZM245 255V254H244ZM81 256H83L82 254H81ZM133 256H135L134 254H133ZM141 256V257H142ZM154 256V257H153ZM156 256H159V255H156ZM164 256V255H163ZM162 256V257H163ZM172 256H175V255H172ZM181 256V257H182ZM182 257V258H183ZM209 257H210V255H209ZM244 257V256H243ZM246 257H244V258H246ZM135 257H133V259H134ZM211 259V262H212V256L210 257ZM246 258V259H247ZM133 259H131V261L133 260ZM138 259V258H137ZM137 259L135 260L136 262H137ZM139 259H140V257H139ZM142 259V258H141ZM185 259V260H186ZM215 259V258H214ZM174 261H175V259H173ZM177 260V259H176ZM126 261H129V262H126ZM173 261V262H174ZM243 261L244 262H246L244 259H243ZM113 262V261H112ZM119 262V263H118ZM133 262H134V260H133ZM142 262V261H141ZM189 262V263H190ZM215 262V261H214ZM225 262H227V261H225ZM230 261H228V263H229ZM137 263H139V261L137 262ZM177 263V262H176ZM175 263V264H176ZM221 263V262H220ZM227 263V264H228ZM211 264V263H210ZM213 264V263H212ZM216 264H217V262H216ZM219 264V263H218ZM221 264H223V263H221ZM237 264H239V262L237 263Z\"/></svg>",
	"mask_w": 264,
	"mask_h": 264
},
{
	"label": "built area",
	"instance_id": "2783aa9c",
	"mask_svg": "<svg viewBox=\"0 0 264 264\" xmlns=\"http://www.w3.org/2000/svg\"><path fill=\"white\" fill-rule=\"evenodd\" d=\"M12 36L10 33L5 32L0 35V54L3 53L9 44L11 43ZM98 71L94 66H87L82 68L78 74L77 78L73 82V86L82 87L87 85L89 82L94 81L97 78Z\"/></svg>",
	"mask_w": 264,
	"mask_h": 264
}]
</instances>
